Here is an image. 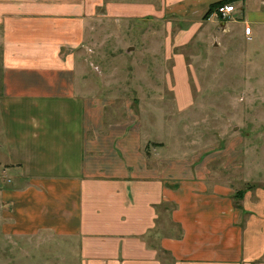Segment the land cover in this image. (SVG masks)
<instances>
[{
    "label": "crops",
    "instance_id": "1",
    "mask_svg": "<svg viewBox=\"0 0 264 264\" xmlns=\"http://www.w3.org/2000/svg\"><path fill=\"white\" fill-rule=\"evenodd\" d=\"M221 1L0 0L1 232L71 245L70 264H264V188L229 185L224 154L163 153L81 76L96 21L186 19L188 40ZM233 4L230 33H264V0Z\"/></svg>",
    "mask_w": 264,
    "mask_h": 264
},
{
    "label": "rangeland",
    "instance_id": "2",
    "mask_svg": "<svg viewBox=\"0 0 264 264\" xmlns=\"http://www.w3.org/2000/svg\"><path fill=\"white\" fill-rule=\"evenodd\" d=\"M214 17L199 20L197 33L188 40L182 33L189 25L186 19L94 21L96 28L81 57V76L99 96L100 107L114 111L116 119L128 111L131 119L147 128L150 123L158 125L155 137L163 153L196 157L195 162L224 154L234 160L227 161L229 185L241 192L262 189L264 33L244 41L228 29L235 23L233 16ZM179 90L189 92L188 112L177 110L175 92ZM5 234L0 229V264H70L74 260L71 245L64 248L53 240L40 244Z\"/></svg>",
    "mask_w": 264,
    "mask_h": 264
},
{
    "label": "built area",
    "instance_id": "3",
    "mask_svg": "<svg viewBox=\"0 0 264 264\" xmlns=\"http://www.w3.org/2000/svg\"><path fill=\"white\" fill-rule=\"evenodd\" d=\"M235 7L231 4L229 5H222V6H218L214 12H212V14L210 15V17L212 16H220L223 19H228L229 17H231V14L235 11ZM251 33V29L250 27H246L245 28V34L246 35H250Z\"/></svg>",
    "mask_w": 264,
    "mask_h": 264
},
{
    "label": "trees",
    "instance_id": "4",
    "mask_svg": "<svg viewBox=\"0 0 264 264\" xmlns=\"http://www.w3.org/2000/svg\"><path fill=\"white\" fill-rule=\"evenodd\" d=\"M235 1H237V0H223L221 2H218L216 4H213L209 8V10L207 11V13L205 15V18H208L212 14V12H213V10H214L215 7L222 6V5H225V4H231V3H234Z\"/></svg>",
    "mask_w": 264,
    "mask_h": 264
}]
</instances>
